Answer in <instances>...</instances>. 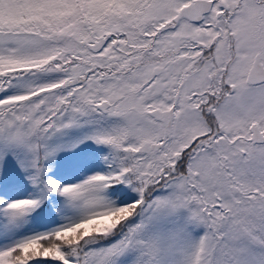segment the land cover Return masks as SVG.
Here are the masks:
<instances>
[{
  "label": "snow or ice",
  "instance_id": "snow-or-ice-1",
  "mask_svg": "<svg viewBox=\"0 0 264 264\" xmlns=\"http://www.w3.org/2000/svg\"><path fill=\"white\" fill-rule=\"evenodd\" d=\"M0 264H264V0H0Z\"/></svg>",
  "mask_w": 264,
  "mask_h": 264
},
{
  "label": "rangeland",
  "instance_id": "rangeland-1",
  "mask_svg": "<svg viewBox=\"0 0 264 264\" xmlns=\"http://www.w3.org/2000/svg\"><path fill=\"white\" fill-rule=\"evenodd\" d=\"M89 156L87 162L78 161V158L73 157L70 153L62 152L58 154L56 161L53 162V172L64 182L63 179L71 181L79 179L83 175L88 174L90 168L94 167V161L91 157V150H87ZM74 161L73 163H68Z\"/></svg>",
  "mask_w": 264,
  "mask_h": 264
},
{
  "label": "trees",
  "instance_id": "trees-1",
  "mask_svg": "<svg viewBox=\"0 0 264 264\" xmlns=\"http://www.w3.org/2000/svg\"><path fill=\"white\" fill-rule=\"evenodd\" d=\"M78 179V178H77ZM77 179H73V180H71V181H75V180H77ZM61 180V179H60ZM63 181H67V180H65V179H63Z\"/></svg>",
  "mask_w": 264,
  "mask_h": 264
}]
</instances>
